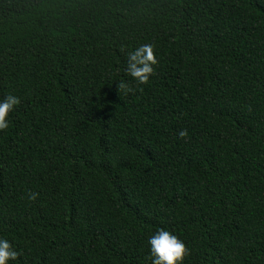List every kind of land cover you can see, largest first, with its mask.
I'll use <instances>...</instances> for the list:
<instances>
[{
	"label": "trees",
	"instance_id": "obj_1",
	"mask_svg": "<svg viewBox=\"0 0 264 264\" xmlns=\"http://www.w3.org/2000/svg\"><path fill=\"white\" fill-rule=\"evenodd\" d=\"M145 43L158 63L136 84ZM9 93V264H151L161 228L182 264H264V0H0Z\"/></svg>",
	"mask_w": 264,
	"mask_h": 264
},
{
	"label": "clouds",
	"instance_id": "obj_2",
	"mask_svg": "<svg viewBox=\"0 0 264 264\" xmlns=\"http://www.w3.org/2000/svg\"><path fill=\"white\" fill-rule=\"evenodd\" d=\"M158 61L153 53V46L149 43L141 44L126 53L125 73L131 77L136 84H145L153 74ZM117 89L124 94L130 93L132 88L125 80L116 83ZM19 104V97L7 94L0 99V131L9 126L8 114ZM179 136H186L187 132L181 129ZM38 193L29 190L27 199L35 200ZM151 264H182L189 249L185 243L174 233L167 229H158L147 238ZM18 252L14 250L9 240L0 238V264H9L15 261Z\"/></svg>",
	"mask_w": 264,
	"mask_h": 264
}]
</instances>
